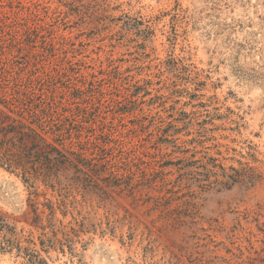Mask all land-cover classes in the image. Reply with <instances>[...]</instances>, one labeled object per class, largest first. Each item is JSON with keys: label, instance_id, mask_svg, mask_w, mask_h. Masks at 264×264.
<instances>
[{"label": "rangeland", "instance_id": "1", "mask_svg": "<svg viewBox=\"0 0 264 264\" xmlns=\"http://www.w3.org/2000/svg\"><path fill=\"white\" fill-rule=\"evenodd\" d=\"M0 76L64 103L93 82L83 134L104 131L124 180H151L138 197L181 196L154 210L121 184L114 206L88 208L101 225L74 224L47 253L26 220L44 196L0 166V212L21 237L0 264L33 250L44 264H264V0H0Z\"/></svg>", "mask_w": 264, "mask_h": 264}, {"label": "trees", "instance_id": "2", "mask_svg": "<svg viewBox=\"0 0 264 264\" xmlns=\"http://www.w3.org/2000/svg\"><path fill=\"white\" fill-rule=\"evenodd\" d=\"M5 21L3 18L8 25ZM29 28L24 31L29 33ZM94 88L93 82L86 88L76 85L71 92L72 100L64 103L47 93L41 85L29 82L21 87L19 83L0 76V166L21 175L23 181L34 188L31 195L44 196L43 201L29 198L31 210L26 220L39 228L38 238L47 253L58 243L63 246L64 241L73 242L72 233L77 231L74 224L80 229L101 225L92 221V211L88 208H94L95 203L108 208L114 206V191L111 190L121 188V184H125L123 189L128 191L119 192L132 197V204L152 200L154 210L181 197L176 198L180 191L174 188L152 196L149 191H140L138 197L137 184L151 188V180H146V184L142 180L137 183L124 180L132 177L126 175L127 163L120 164L116 160L113 152L119 148L109 145L104 131L95 133L96 129L92 128L94 135L83 134L85 126L79 119L95 109L87 105L84 97L88 92H94ZM42 186L45 190L39 191ZM48 190L55 199L47 196ZM191 202L184 203L189 205ZM126 211L130 212L129 209ZM58 212L64 217L71 213L72 220L65 224L63 218L57 216ZM34 235L32 230L29 231V236ZM1 237L2 250L21 239L10 217L0 212ZM22 248L19 244V249ZM29 256V264L46 262L38 250H33Z\"/></svg>", "mask_w": 264, "mask_h": 264}]
</instances>
